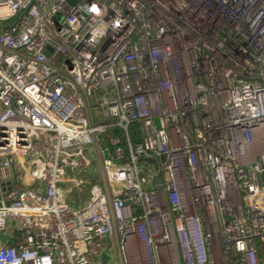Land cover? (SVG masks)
Masks as SVG:
<instances>
[{"label": "built area", "instance_id": "built-area-1", "mask_svg": "<svg viewBox=\"0 0 264 264\" xmlns=\"http://www.w3.org/2000/svg\"><path fill=\"white\" fill-rule=\"evenodd\" d=\"M0 236V264H264V0H0Z\"/></svg>", "mask_w": 264, "mask_h": 264}, {"label": "water", "instance_id": "water-1", "mask_svg": "<svg viewBox=\"0 0 264 264\" xmlns=\"http://www.w3.org/2000/svg\"><path fill=\"white\" fill-rule=\"evenodd\" d=\"M77 0H68V3L70 4V5H74V3L76 2Z\"/></svg>", "mask_w": 264, "mask_h": 264}, {"label": "rangeland", "instance_id": "rangeland-1", "mask_svg": "<svg viewBox=\"0 0 264 264\" xmlns=\"http://www.w3.org/2000/svg\"><path fill=\"white\" fill-rule=\"evenodd\" d=\"M4 240V237L3 236H0V241H3Z\"/></svg>", "mask_w": 264, "mask_h": 264}, {"label": "crops", "instance_id": "crops-1", "mask_svg": "<svg viewBox=\"0 0 264 264\" xmlns=\"http://www.w3.org/2000/svg\"><path fill=\"white\" fill-rule=\"evenodd\" d=\"M103 261L105 262V261H106V258H104ZM104 262H103V263H104Z\"/></svg>", "mask_w": 264, "mask_h": 264}]
</instances>
